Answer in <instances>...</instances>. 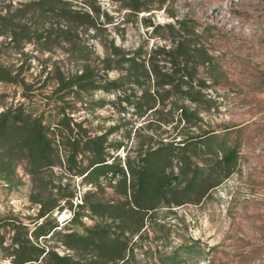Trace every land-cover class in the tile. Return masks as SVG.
I'll use <instances>...</instances> for the list:
<instances>
[{
	"label": "trees",
	"instance_id": "trees-1",
	"mask_svg": "<svg viewBox=\"0 0 264 264\" xmlns=\"http://www.w3.org/2000/svg\"><path fill=\"white\" fill-rule=\"evenodd\" d=\"M114 1L126 17H138L162 10L167 0ZM74 3L28 0L0 12V38L7 46L17 52L28 44L41 52L60 50L75 67L70 74L58 68L49 73L54 122L20 106L0 112V182L19 184L16 168L23 164L31 182L28 201L37 208L32 229L16 218L0 219V259L10 264H137L133 252L147 223L162 209L174 215L172 208L202 204L230 178L239 159L238 148L214 132H192L201 131V115L215 108L207 92L221 76L205 45L206 28L199 32L188 19L156 26L143 19L151 36L168 45L125 49L108 33L112 18L97 0ZM113 72L118 77L109 79ZM0 84L19 87L26 97L30 91L1 64ZM97 92L119 94L138 118L151 115L159 128L183 127L171 140L141 145L122 160L116 154L124 144L109 140L119 128L92 136L71 117L76 104H85L83 96ZM83 185L91 190L79 195ZM63 212L69 219L58 229ZM85 219L92 225L85 226Z\"/></svg>",
	"mask_w": 264,
	"mask_h": 264
},
{
	"label": "rangeland",
	"instance_id": "rangeland-1",
	"mask_svg": "<svg viewBox=\"0 0 264 264\" xmlns=\"http://www.w3.org/2000/svg\"><path fill=\"white\" fill-rule=\"evenodd\" d=\"M26 2L0 0V12L4 14L8 5L15 8ZM76 3L73 5L78 7ZM97 3L101 12L112 18L107 26L111 38L125 49L168 45L151 36L152 28L146 27L143 19L150 20L153 26L188 19L195 22L199 32L206 28L205 45L215 58L221 76L218 85L207 92L214 99L215 108L201 115V131L192 132H214L239 152L234 173L202 204L172 208L174 215L162 209L147 223L143 238L133 252L135 262L264 264V0H167L162 10L138 17H126L127 12L114 0H97ZM233 3L236 7H232ZM5 42L0 38V64L19 74L30 91L26 97L23 89L0 84V112L20 106L32 116L43 115L47 122H54L58 119L57 104L49 73L55 68L65 74L74 73L73 63H68L60 50L41 52L28 44L17 52ZM96 50L102 56L97 45ZM117 77L115 72L108 74L109 79ZM118 96L102 92L83 96L85 104H76L71 117L82 123L92 136L119 128L109 140L124 144L125 150L116 154L122 160L127 152L133 156L141 145L171 140L183 127L181 124L173 132V125L159 128L151 115L138 118ZM16 178L20 183L14 187L0 182V219L16 218L32 229L31 219L37 208L28 201L31 182L23 164L16 168ZM79 183L76 178V186ZM77 190L83 195L91 189L83 185ZM106 194L110 195L111 191L107 190ZM68 219L67 213L63 221ZM63 221L60 217L56 220L58 229H63ZM83 222L87 227L92 225L89 220ZM8 239L6 235L4 246L9 244ZM55 251L64 254L62 248ZM0 264L10 261L0 259Z\"/></svg>",
	"mask_w": 264,
	"mask_h": 264
},
{
	"label": "bare ground",
	"instance_id": "bare-ground-1",
	"mask_svg": "<svg viewBox=\"0 0 264 264\" xmlns=\"http://www.w3.org/2000/svg\"><path fill=\"white\" fill-rule=\"evenodd\" d=\"M58 217H60V221H63L67 218V213L66 212L61 213L60 215H58Z\"/></svg>",
	"mask_w": 264,
	"mask_h": 264
}]
</instances>
